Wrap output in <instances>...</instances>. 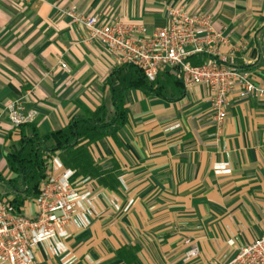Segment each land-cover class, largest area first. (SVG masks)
<instances>
[{"label": "crops", "instance_id": "crops-1", "mask_svg": "<svg viewBox=\"0 0 264 264\" xmlns=\"http://www.w3.org/2000/svg\"><path fill=\"white\" fill-rule=\"evenodd\" d=\"M175 6L211 14L213 27L229 40L218 47L219 55L233 57L264 85V0H0L2 175L11 174L5 151L30 130L8 121L11 100L35 110L28 124L40 134L102 103L113 111L106 84L112 57L100 43L84 40L86 31L70 10L142 23L152 33L166 25L167 9ZM159 75L166 82L163 96L128 90L127 122L116 139L105 136L89 146L96 163L116 166L120 184L112 190L92 177L99 215L83 230L70 224L65 244L77 258L73 264H222L264 233V99L231 95L218 128L203 85L185 90L169 68ZM222 163L229 172H215ZM0 191L7 194L1 185ZM130 199V210L123 212ZM31 203L23 215L35 214ZM187 241L198 243L199 255L183 262ZM34 254L36 264H59L47 242Z\"/></svg>", "mask_w": 264, "mask_h": 264}, {"label": "built area", "instance_id": "built-area-1", "mask_svg": "<svg viewBox=\"0 0 264 264\" xmlns=\"http://www.w3.org/2000/svg\"><path fill=\"white\" fill-rule=\"evenodd\" d=\"M71 19L86 31L84 40L100 43L112 57L114 66L131 64L153 81L165 68L172 70L185 90L203 85L209 93L213 122L220 127L229 97L264 99V85L257 84L244 70L238 68L233 57L219 55L218 47L229 40L212 24L208 12L190 11L184 6L169 7L165 26L146 32L145 24H125L118 19L106 20L99 14L83 15L73 10ZM233 52V51H232ZM205 57L196 64L191 58ZM60 67L67 70L66 63ZM8 121L14 128L31 123L35 110L26 109L22 100L15 98L5 107ZM217 173L230 169L227 163L214 167ZM91 176H78L66 168L58 157L51 163V173L41 186L40 195L33 201L35 214L25 216L13 212L6 194H0V264H36L34 250L40 243H49L59 264H73L77 258L65 244L71 235L70 224L86 229L99 215ZM128 200L123 212L130 210ZM116 210L120 207L113 204ZM183 262L199 255L197 242L187 241ZM228 244L233 245L230 239ZM222 264H264V233L241 245Z\"/></svg>", "mask_w": 264, "mask_h": 264}, {"label": "trees", "instance_id": "trees-1", "mask_svg": "<svg viewBox=\"0 0 264 264\" xmlns=\"http://www.w3.org/2000/svg\"><path fill=\"white\" fill-rule=\"evenodd\" d=\"M191 62L196 64L200 61L192 57ZM165 73L169 78L170 74ZM159 76L150 81L131 64L115 66L106 81L112 112L102 103L93 111L82 110L64 127L46 134H40L30 124L21 125L19 128L29 125V133H22L4 154L10 177H4L0 172V185L7 192L6 200L13 212L23 214L26 203L33 202L40 195L41 186L51 173L54 157H58L66 168L75 170L78 176H91L98 185L117 189L120 183L116 178V166L104 168L96 163L89 146L105 136L116 139L117 131L127 122L124 94L128 90L139 89L145 95L163 96L166 82ZM123 250L131 251L130 248Z\"/></svg>", "mask_w": 264, "mask_h": 264}, {"label": "rangeland", "instance_id": "rangeland-1", "mask_svg": "<svg viewBox=\"0 0 264 264\" xmlns=\"http://www.w3.org/2000/svg\"><path fill=\"white\" fill-rule=\"evenodd\" d=\"M1 193H2V192L0 191V194H1ZM31 206L34 208V203H33V202L31 203Z\"/></svg>", "mask_w": 264, "mask_h": 264}]
</instances>
